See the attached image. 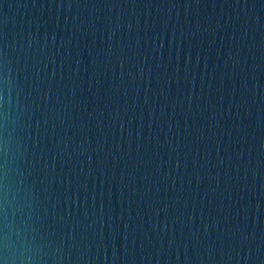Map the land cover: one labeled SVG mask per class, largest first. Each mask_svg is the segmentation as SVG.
I'll return each mask as SVG.
<instances>
[{
    "label": "water",
    "instance_id": "water-1",
    "mask_svg": "<svg viewBox=\"0 0 264 264\" xmlns=\"http://www.w3.org/2000/svg\"><path fill=\"white\" fill-rule=\"evenodd\" d=\"M0 264H264V0H0Z\"/></svg>",
    "mask_w": 264,
    "mask_h": 264
}]
</instances>
